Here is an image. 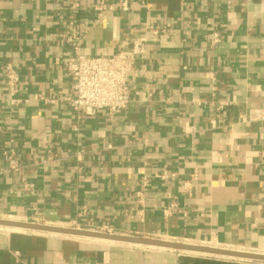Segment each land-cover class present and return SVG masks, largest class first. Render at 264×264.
<instances>
[{"label": "crops", "instance_id": "1", "mask_svg": "<svg viewBox=\"0 0 264 264\" xmlns=\"http://www.w3.org/2000/svg\"><path fill=\"white\" fill-rule=\"evenodd\" d=\"M74 31L86 55L130 53L146 37L121 111L77 113L64 99ZM255 107L264 0H0V218L264 253ZM114 242L0 226V264H177L180 254Z\"/></svg>", "mask_w": 264, "mask_h": 264}, {"label": "built area", "instance_id": "2", "mask_svg": "<svg viewBox=\"0 0 264 264\" xmlns=\"http://www.w3.org/2000/svg\"><path fill=\"white\" fill-rule=\"evenodd\" d=\"M120 5L125 8L126 2ZM112 8V6L110 5ZM153 28L152 33H159ZM212 41L219 40L215 31ZM146 37H135L130 53L123 51L111 55H86L80 51V32H69L65 37L68 52L64 57L65 69L72 81L74 94L64 99L72 110L77 113L96 114L102 110L116 113L126 107L131 99L128 76L136 69L138 55L145 52ZM4 82L7 86L8 98L16 103L18 75L15 68L6 65ZM264 119V107L251 108L248 111V121ZM10 158V156H8ZM10 168L17 169L16 159L10 160Z\"/></svg>", "mask_w": 264, "mask_h": 264}, {"label": "water", "instance_id": "3", "mask_svg": "<svg viewBox=\"0 0 264 264\" xmlns=\"http://www.w3.org/2000/svg\"><path fill=\"white\" fill-rule=\"evenodd\" d=\"M0 226L17 227L23 229H31L37 231L53 232V233L68 234V235H78L85 237H95V238H102V239H108V240H114L120 242H127L132 244L164 247L175 250L195 249L199 251H208L217 254L239 256L252 260L264 261V253H260V252L224 249L220 247L219 248L210 247L207 245H198V244L186 243L182 241L160 239L155 237L125 235V234L111 233L106 231H97V230H90L84 228L60 226V225H51V224H45V223H39L33 221H18V220L5 219V218H0Z\"/></svg>", "mask_w": 264, "mask_h": 264}, {"label": "rangeland", "instance_id": "4", "mask_svg": "<svg viewBox=\"0 0 264 264\" xmlns=\"http://www.w3.org/2000/svg\"><path fill=\"white\" fill-rule=\"evenodd\" d=\"M104 231V230H102ZM192 244H198V245H209L208 243H192ZM112 248H115L117 251H120L124 248L126 249H158V250H164V251H175V250H167V249H160L159 247H150V245H135V244H128L127 242H120L116 241L112 244ZM220 248H232L233 247H225V246H218ZM234 249H239V248H234ZM243 250V249H240ZM176 253H180L179 256L185 255V256H191V257H204V258H214V259H220V260H225V261H235L243 264H264V261H259V260H252V259H246V260H240L238 258H230V257H225V256H217V255H211V254H205V253H199V252H193V251H182V250H177Z\"/></svg>", "mask_w": 264, "mask_h": 264}, {"label": "trees", "instance_id": "5", "mask_svg": "<svg viewBox=\"0 0 264 264\" xmlns=\"http://www.w3.org/2000/svg\"><path fill=\"white\" fill-rule=\"evenodd\" d=\"M177 264H243L235 261H225L214 258L179 256Z\"/></svg>", "mask_w": 264, "mask_h": 264}, {"label": "bare ground", "instance_id": "6", "mask_svg": "<svg viewBox=\"0 0 264 264\" xmlns=\"http://www.w3.org/2000/svg\"><path fill=\"white\" fill-rule=\"evenodd\" d=\"M76 236H78V235H76ZM92 238H95V237H92ZM98 239H102V238H98ZM104 240H108V239H104ZM109 241H114V240H109ZM129 244H132V243H129ZM137 245H139V244H137ZM207 246H209V245H207ZM210 247H215V246H210ZM162 248H164V247H162ZM217 248H219V247H217ZM167 249H169V248H167ZM224 249H228V248H224ZM232 250H235V249H232ZM182 251H193V252H199V253H205V254H211V255H217V256H225V257H230V258H238L240 260H246V259L248 260V258H244V257L232 256V255H225V254H217V253H213V252L199 251V250H195V249H185V250H182Z\"/></svg>", "mask_w": 264, "mask_h": 264}]
</instances>
